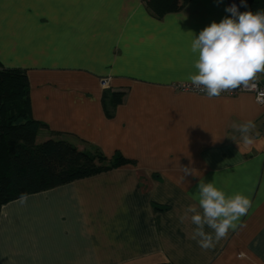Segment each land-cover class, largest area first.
<instances>
[{"label": "crops", "instance_id": "0c3cea01", "mask_svg": "<svg viewBox=\"0 0 264 264\" xmlns=\"http://www.w3.org/2000/svg\"><path fill=\"white\" fill-rule=\"evenodd\" d=\"M226 7L188 0L156 16L142 0H0V64L26 74L36 142L132 161L2 206L0 264H264V105L175 88L196 71L191 32L230 18ZM185 166L196 171L182 180ZM201 180L252 201L244 227L208 250L191 214L179 220L199 207Z\"/></svg>", "mask_w": 264, "mask_h": 264}, {"label": "clouds", "instance_id": "9594fccd", "mask_svg": "<svg viewBox=\"0 0 264 264\" xmlns=\"http://www.w3.org/2000/svg\"><path fill=\"white\" fill-rule=\"evenodd\" d=\"M241 4L247 7L246 0H241ZM225 11L231 13L230 18L225 17L219 23L213 21L198 36L191 32L190 51L195 56L196 71L188 80L209 99L219 97L224 91L248 87L258 74L264 73V12H239L236 4L226 7ZM251 127V122L240 126L245 145L252 144L247 135ZM180 168L182 180L196 171L187 166ZM195 198L199 207L189 206L179 220L183 223L191 214V223L195 225L191 238L204 250L226 239L229 231L244 227L241 218L252 207V201L245 194L228 195L213 182L203 180L197 186ZM26 200L27 196L22 194L20 202Z\"/></svg>", "mask_w": 264, "mask_h": 264}, {"label": "trees", "instance_id": "16d2710c", "mask_svg": "<svg viewBox=\"0 0 264 264\" xmlns=\"http://www.w3.org/2000/svg\"><path fill=\"white\" fill-rule=\"evenodd\" d=\"M148 12L162 16L179 11L188 0H142ZM239 2L241 12H264V0ZM124 92H113L114 106L122 103ZM43 124L29 113V86L24 71L0 64V208L26 196L41 193L110 171L132 161L115 154L78 150L64 140L36 142Z\"/></svg>", "mask_w": 264, "mask_h": 264}, {"label": "built area", "instance_id": "2783aa9c", "mask_svg": "<svg viewBox=\"0 0 264 264\" xmlns=\"http://www.w3.org/2000/svg\"><path fill=\"white\" fill-rule=\"evenodd\" d=\"M228 6L232 4H236L238 6L239 12H241L239 7V2L236 0H227ZM231 14V13H230ZM176 90L182 91V92H190L195 93L198 95L207 96L206 93L193 86L192 84H179L175 86ZM242 93H251L254 96V100L258 105H264V87H262L259 82H253L250 83L248 87H242L241 89H235L233 91H224L221 93L219 97H234L236 95L242 94Z\"/></svg>", "mask_w": 264, "mask_h": 264}]
</instances>
